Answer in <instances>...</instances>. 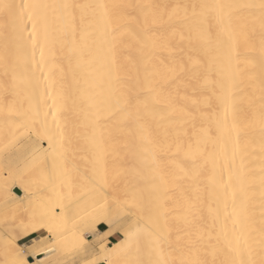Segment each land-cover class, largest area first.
Here are the masks:
<instances>
[{"label":"bare ground","instance_id":"6f19581e","mask_svg":"<svg viewBox=\"0 0 264 264\" xmlns=\"http://www.w3.org/2000/svg\"><path fill=\"white\" fill-rule=\"evenodd\" d=\"M8 2L41 7L0 14V213L33 240L0 229L1 264H264V0ZM112 210L132 225L85 260Z\"/></svg>","mask_w":264,"mask_h":264},{"label":"snow or ice","instance_id":"6c2138e0","mask_svg":"<svg viewBox=\"0 0 264 264\" xmlns=\"http://www.w3.org/2000/svg\"><path fill=\"white\" fill-rule=\"evenodd\" d=\"M41 7L40 5L35 4H15L10 3L8 0H0V14H3L9 18L10 21L13 22V24L20 25L23 24L25 21V17L27 16L28 21L32 24V30L33 33L36 32L37 26L40 23V17L36 13V9ZM64 8H69L71 5L65 4L63 5ZM103 7V5H101ZM25 31H27V28H24ZM114 35V33H113ZM33 39V45L35 46V38ZM41 55L43 56V49H41ZM212 84L211 80H207L205 83V87ZM218 85L221 89V92L217 93L215 90H213L212 95H209L205 97L204 104L205 107H210L213 97L217 100V102L227 109L229 106L234 104V98L231 94L232 92V84H225L224 82H218ZM55 103V101H54ZM118 114V113H117ZM227 130V120L225 118V122L223 127H221L219 124L217 125V132L222 133L223 131ZM206 134L211 137V129L206 130ZM214 180V178H213ZM221 186H223V181L221 180L219 182ZM233 214L237 217L239 216V213L236 211V205L235 200L233 201ZM218 215V210H217ZM162 218L165 220L166 223V216H162ZM231 219V216L227 212V206L225 205L224 208V229H223V236L225 243L231 248V241L228 239V229H227V221ZM234 225L238 223V220L233 221ZM235 227L233 228V231H235ZM144 239L146 243L149 244V246H154L157 249H160L164 236H163V228L161 227L159 221L155 222V226L153 227H147L144 231ZM22 264V262H21Z\"/></svg>","mask_w":264,"mask_h":264},{"label":"rangeland","instance_id":"374dc122","mask_svg":"<svg viewBox=\"0 0 264 264\" xmlns=\"http://www.w3.org/2000/svg\"><path fill=\"white\" fill-rule=\"evenodd\" d=\"M10 202H11V200L9 201V198H8V200H7V209H9V210L11 208H13V204H11L12 202L11 203ZM9 210H5V212L7 211L6 213L4 211L2 212V214L0 213L1 214L0 215V229H2V232H3V229H4V231L7 229L6 231L11 232V234L13 233L14 235L13 234L12 235L14 236V239H16V241L22 247V249H25L26 250V247L28 245L32 244L33 240L30 239V237H25V238H23L21 240L17 239L18 238L17 237L18 235H17V230L15 229L18 225L21 226V225H23L25 223V218L23 220L24 213L17 212L18 214L15 213L14 214L15 216H13L12 214H10V211ZM126 213L127 212H124V211L123 212L122 211H116V210L115 211L112 210L110 212V216H111L110 218H112V220H113L112 223L113 224L114 223L118 224V225H116V228H115V230H114V232H113V234L111 236L110 235H107V231H109L110 229L107 228V227H105V226H103V225L100 226L99 230H94V231L90 232L89 234H85V235H89L90 236L89 237L90 238L89 239L90 240L89 246L92 247V249L90 250L91 252H88L87 253V255L85 257V260L92 259V258H96V256L97 257L99 256L98 255V251H96V249H95L97 245H99L101 243H104L106 241H110L111 243H118V242H120L121 235L123 233L127 232L128 229L130 228V226L132 225L131 220H129V219L126 218ZM8 214L9 215H12L11 216L12 218L10 216H8ZM22 214H23V216H22ZM15 217H17V218H15ZM2 218H4L5 220L2 219ZM1 219H2V221H1ZM17 219H18V221H21L22 220L21 221L22 223L19 224L18 222H16ZM15 223H18V225L17 224L15 225ZM19 226H18V228H20ZM11 234H10V237H11ZM5 238H6V244L7 243H10L11 240H12V237L9 238V236H6ZM39 238L42 239V240H44V241H49V237H47L45 234H44V236L41 235V237H39V236L34 237V239H37V240ZM91 243H93V244H91ZM64 257H65V259H64ZM16 258L18 260H21L22 259V253L20 251L16 253ZM62 258H63L62 264H67V260H69V258H67L65 255ZM73 263H74V261H73ZM0 264H1V261H0ZM74 264H78V262L76 261Z\"/></svg>","mask_w":264,"mask_h":264},{"label":"water","instance_id":"95a60500","mask_svg":"<svg viewBox=\"0 0 264 264\" xmlns=\"http://www.w3.org/2000/svg\"><path fill=\"white\" fill-rule=\"evenodd\" d=\"M28 261H31V259H28Z\"/></svg>","mask_w":264,"mask_h":264}]
</instances>
